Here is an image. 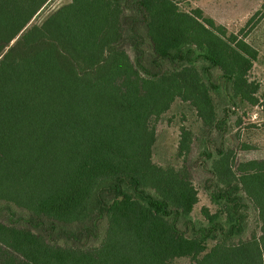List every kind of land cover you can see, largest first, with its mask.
<instances>
[{
    "label": "trees",
    "instance_id": "obj_1",
    "mask_svg": "<svg viewBox=\"0 0 264 264\" xmlns=\"http://www.w3.org/2000/svg\"><path fill=\"white\" fill-rule=\"evenodd\" d=\"M52 1L0 0V264H264V159L224 142L225 106L259 104L246 35L178 0H70L36 23ZM178 100L211 132L204 220L188 167L153 160Z\"/></svg>",
    "mask_w": 264,
    "mask_h": 264
},
{
    "label": "rangeland",
    "instance_id": "obj_2",
    "mask_svg": "<svg viewBox=\"0 0 264 264\" xmlns=\"http://www.w3.org/2000/svg\"><path fill=\"white\" fill-rule=\"evenodd\" d=\"M70 0H53L36 17V23L42 22L52 11L67 4ZM184 11L201 9L206 17L223 25L230 33L239 34L258 52V58L249 73V81L258 85L257 106L238 103L237 106H225L230 109L224 142L232 148L238 161L264 159V0H178ZM259 13L251 25L248 21ZM242 31V33H241ZM183 130L191 131L193 142L191 152L186 157L178 156V147ZM210 133L206 130L196 111L187 103L177 101L170 111L156 124V143L153 160L157 165L180 167L186 165L191 173L192 182L198 191L199 202L194 207L193 217L204 220L203 208L215 212L204 184L203 172L198 153L207 144Z\"/></svg>",
    "mask_w": 264,
    "mask_h": 264
}]
</instances>
